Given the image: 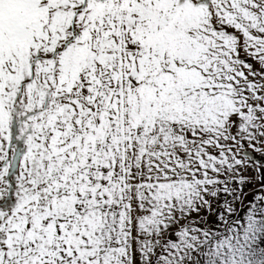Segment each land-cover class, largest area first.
Listing matches in <instances>:
<instances>
[{"label": "snow or ice", "instance_id": "snow-or-ice-1", "mask_svg": "<svg viewBox=\"0 0 264 264\" xmlns=\"http://www.w3.org/2000/svg\"><path fill=\"white\" fill-rule=\"evenodd\" d=\"M264 0H0V264H264Z\"/></svg>", "mask_w": 264, "mask_h": 264}, {"label": "rangeland", "instance_id": "rangeland-1", "mask_svg": "<svg viewBox=\"0 0 264 264\" xmlns=\"http://www.w3.org/2000/svg\"><path fill=\"white\" fill-rule=\"evenodd\" d=\"M248 154H249V156L252 157L253 160H256V161H262V160H264V157H261L260 156V153L255 152L252 149H248Z\"/></svg>", "mask_w": 264, "mask_h": 264}]
</instances>
